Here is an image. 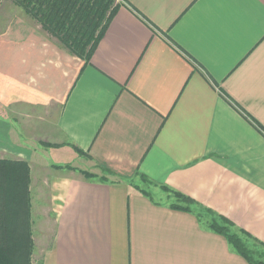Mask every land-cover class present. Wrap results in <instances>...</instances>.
<instances>
[{
	"label": "crops",
	"instance_id": "crops-1",
	"mask_svg": "<svg viewBox=\"0 0 264 264\" xmlns=\"http://www.w3.org/2000/svg\"><path fill=\"white\" fill-rule=\"evenodd\" d=\"M116 2L87 61L0 13V158L30 167L31 264H249L204 209L264 250V0ZM29 124L53 143L42 165Z\"/></svg>",
	"mask_w": 264,
	"mask_h": 264
},
{
	"label": "trees",
	"instance_id": "trees-1",
	"mask_svg": "<svg viewBox=\"0 0 264 264\" xmlns=\"http://www.w3.org/2000/svg\"><path fill=\"white\" fill-rule=\"evenodd\" d=\"M1 2V0H0ZM69 53L89 60L104 34L118 3L114 0H13ZM71 167V165H65ZM29 167L24 160L0 158V264H31L33 243L30 224ZM86 177L92 173L82 171ZM105 179L104 175L99 177ZM145 180V177L141 175ZM165 191L166 186L161 185ZM173 208L191 209L194 201L173 191ZM182 201L184 205L175 202ZM209 226L223 234L249 264H264V250H253L232 224L212 211ZM256 247V246H255Z\"/></svg>",
	"mask_w": 264,
	"mask_h": 264
},
{
	"label": "rangeland",
	"instance_id": "rangeland-1",
	"mask_svg": "<svg viewBox=\"0 0 264 264\" xmlns=\"http://www.w3.org/2000/svg\"><path fill=\"white\" fill-rule=\"evenodd\" d=\"M116 1H118V0H114V2H116ZM1 4H0V13H3V15H5V16H7L6 14H4V11H3V8H4V4H6V3H14L13 2V0H1V2H0ZM5 12H8V11H5ZM54 38V37H53ZM56 39V38H55ZM57 40V39H56ZM27 118L28 119H30V122H33V120L36 118V117H34V113H32V114H30V115H28L27 116ZM20 124H21V127H22V125H23V123L22 122H20ZM19 127V126H18ZM19 132H20V136L24 139V141L26 142V147H29V148H32V149H34L35 150V158L36 157H39V156H41L42 155V152H40V153H38V150H36V148H39L40 146L41 147H48V146H50L51 144H53V143H50V141H49V137L46 135V134H44L43 133V131L42 132H40L39 131V129H35V128H33V126H32V124H29V125H25V127H23L22 129H19ZM51 140V139H50ZM42 151V150H41ZM44 154H46V153H44ZM82 155H84V154H82ZM84 156H86V155H84ZM42 157V156H41ZM85 159V161H87L88 163H84V162H82L81 164H78L77 163V165H81L80 166V171L82 172V171H86V172H88V173H92L93 175H95V176H98V177H102V174H104V172L101 170V169H99L97 166H95L94 164H92V162L87 158V157H85L84 158ZM13 160H16V159H13ZM36 160H37V162L39 163V164H37L36 162V164L37 165H42L44 162L46 163V162H49L50 161V158H49V155H45L44 156V158H36ZM27 162V161H26ZM34 162L32 163V165H33V167L35 168V166H36V164H35ZM27 164H28V162H27ZM34 164H35V166H34ZM49 163H47V164H45V166L47 167V166H49L48 165ZM28 167H29V164H28ZM29 171H30V167H29ZM50 170H48V169H44L43 171L41 170V169H39V170H35V174H36V179H39V180H45V177L46 176H50V172H49ZM48 172H49V174H48ZM83 174V173H82ZM29 177H30V172H29ZM140 178H141V176H140ZM30 179V178H29ZM142 179V178H141ZM143 180V181H142ZM141 181H139L141 184H144L145 186H148V184L149 183H147V181L146 180H144V179H142ZM40 189L42 190L41 191V194H43V193H47V191H48V189H47V187H44V185H43V187H40ZM30 192V191H29ZM34 192L36 193V194H39L40 193V191H39V189H37L36 188V191L34 190ZM30 195V194H29ZM29 200H30V196H29ZM41 199H38V202H36V204H35V207H34V209L36 210V212H37V217L40 219V220H42L43 219V221L44 220H46V218H47V215H49V216H51V214L50 213H48V210H49V208H50V206H49V203L48 202H46V201H40ZM40 201V202H39ZM46 227V224L44 223L43 224V228H45ZM44 231L46 232V233H49V229H44ZM31 235H32V233H31ZM32 243H33V241H32ZM248 244L249 245H251V243L250 242H248ZM259 250V249H261V248H259V247H253V250ZM33 251V250H32ZM32 255V254H31ZM263 261H264V256H263Z\"/></svg>",
	"mask_w": 264,
	"mask_h": 264
}]
</instances>
